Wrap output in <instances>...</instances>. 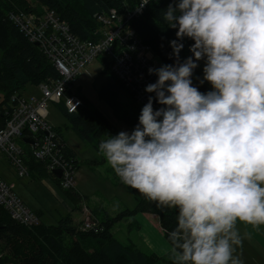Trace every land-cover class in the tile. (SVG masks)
I'll return each instance as SVG.
<instances>
[{
  "label": "clouds",
  "instance_id": "clouds-1",
  "mask_svg": "<svg viewBox=\"0 0 264 264\" xmlns=\"http://www.w3.org/2000/svg\"><path fill=\"white\" fill-rule=\"evenodd\" d=\"M159 17L173 62L148 68L137 123L98 151L122 184L176 211L171 264H244L238 225L264 228V0H169Z\"/></svg>",
  "mask_w": 264,
  "mask_h": 264
},
{
  "label": "trees",
  "instance_id": "trees-1",
  "mask_svg": "<svg viewBox=\"0 0 264 264\" xmlns=\"http://www.w3.org/2000/svg\"><path fill=\"white\" fill-rule=\"evenodd\" d=\"M168 2L169 0H157V3L146 6L142 14L131 20V26L140 40L159 57L162 63L173 62L169 59L171 48L168 42L175 38V32L166 28L159 17L160 10L165 8ZM136 4L137 0H32V2L0 0V128L7 119L8 114L5 113L10 110L11 95H20L27 85L37 86L60 77L53 62L38 45L30 42L13 22V14L33 12L39 15L49 9L67 25L69 32L77 39L95 41L98 38L97 32L102 26L97 19L99 15L108 14L110 9H115L121 15L133 9ZM189 43L191 41H185L181 57L190 55ZM102 63L109 71L104 59ZM198 70L199 68L196 70V75ZM209 88L208 84L200 86L202 91ZM69 94L70 91H67L66 95ZM98 95L111 107L118 119L127 123L131 129L134 127L137 123L136 116H130L129 113L122 111V108H126L119 105L118 95L111 87L101 86ZM81 100V105L73 113L66 111L61 100L60 110L68 122V127L98 151L100 140L106 139L108 133L115 134L118 131L102 113L90 108L84 97ZM55 131L59 134L56 129ZM65 152L67 157L73 158L77 167L78 161L73 157L72 150L67 146ZM30 168L34 171L37 169L39 173H31L30 179L36 180L48 176L42 163L32 162ZM55 183L57 184L56 181ZM127 189L132 193L136 205L134 209L126 210L125 213L129 215L147 213L157 216L163 238L170 245L167 232L176 225V211L161 209L137 190L129 186ZM74 190L63 191L73 203H78L80 198ZM39 214L37 213L40 217ZM122 215L123 213L115 217L105 215L104 218H97V228L80 231L70 215L60 217L55 224L40 220L37 226L26 227L15 222L7 211L0 207V264H171L170 252L168 256L159 255L154 250L141 249L131 240L119 242L111 228Z\"/></svg>",
  "mask_w": 264,
  "mask_h": 264
},
{
  "label": "built area",
  "instance_id": "built-area-1",
  "mask_svg": "<svg viewBox=\"0 0 264 264\" xmlns=\"http://www.w3.org/2000/svg\"><path fill=\"white\" fill-rule=\"evenodd\" d=\"M140 3L141 0H137L133 9L121 15L115 9H110L108 14L99 15L97 19L102 26L95 41L77 39L69 32L67 25L49 9L39 15L33 12L12 15V20L20 31L30 42L38 44L60 74L58 79H50L37 85L39 96L11 95L10 110L5 113L8 114L7 119L0 128V153L17 178H30L31 173L39 174L30 165L32 162L42 163L47 175L57 182L60 189L75 188L76 167L73 158L67 157V146L62 137L45 121L47 102L59 103L62 100L68 113L75 112L82 100L73 93L71 83L80 74V69L96 57L101 56L102 61L104 59L107 62L109 71L140 107L146 103L149 94L144 91V87L156 79L147 70L149 67H158L159 64L154 59L152 50L140 40L131 26V20L146 8L139 9ZM67 91H70L69 95H66ZM26 138L32 142H25ZM56 169L60 170V177L54 174ZM0 207L15 222L26 227L40 224L37 212L28 207L15 192L14 186L1 176ZM97 227L98 222L90 218H84L80 225L85 231Z\"/></svg>",
  "mask_w": 264,
  "mask_h": 264
},
{
  "label": "rangeland",
  "instance_id": "rangeland-1",
  "mask_svg": "<svg viewBox=\"0 0 264 264\" xmlns=\"http://www.w3.org/2000/svg\"><path fill=\"white\" fill-rule=\"evenodd\" d=\"M29 1L32 2V0ZM154 56L157 58L155 54ZM155 57L154 59L157 60ZM158 64L163 63L159 60ZM197 75H202L200 68ZM112 76L102 63L101 56H98L90 64L80 69V74L71 83V89L78 97H84L90 108L97 109L104 117L110 120L118 132L121 130H130V126L123 120L118 119L114 115L111 107L98 95L101 86L107 85L111 87L118 95L117 102L119 105L126 108H122V111L129 113L130 116H136L135 118L138 117L140 107L135 104L129 92L123 88L120 82ZM21 94L25 97L39 96L40 90L36 85H27ZM45 121L49 126L59 132L66 145L77 156L78 165L74 172L75 190L84 198L85 204L80 203V208L72 209L71 207L74 204L70 197L49 176L36 180L30 179L29 177L18 179L14 171L5 161L2 153H0V176L8 184L14 186L15 192L28 207L34 211L37 209L41 211L39 218L45 223L55 224L60 217L70 215L73 223L78 225V230L85 231L80 228L84 218L98 221V219L104 218L105 215L115 217L123 213L121 218L111 228L119 242H128L131 240L141 249L153 251L149 242L155 239L154 236L158 230L151 228L148 237L143 239L140 232L143 230V225L138 220L140 215L137 218L136 215L125 213L126 210L134 209L136 205L132 193H130L127 186L122 184L114 174L102 154L93 145L79 138L68 127V122L60 110L59 103L53 101L47 102V116ZM39 203H41L42 207H40ZM86 207L90 210L93 208L92 211L95 213ZM79 218L80 220L78 221ZM133 219L137 220L136 224L132 222ZM262 232L264 233V228L261 231L259 229L258 231L256 230L251 236H247V239L252 237L251 242L254 245L256 254L245 251L246 249L248 251V245L245 249L246 242L243 239V244L238 249L240 251L238 254L244 264H264V234ZM158 244L160 246L164 244L163 238L159 240ZM165 250L161 246L159 251L162 254L160 255L166 254L168 256L169 250Z\"/></svg>",
  "mask_w": 264,
  "mask_h": 264
},
{
  "label": "crops",
  "instance_id": "crops-1",
  "mask_svg": "<svg viewBox=\"0 0 264 264\" xmlns=\"http://www.w3.org/2000/svg\"><path fill=\"white\" fill-rule=\"evenodd\" d=\"M157 56V55H156ZM155 57V56H154ZM156 58V57H155ZM157 60V62L160 60L159 59V57L157 56V58H156ZM161 61V60H160ZM122 85V84H121ZM124 88V87H123ZM130 94V93H129ZM131 95V94H130ZM141 108V107H140ZM69 148V147H68ZM69 149H71V148H69ZM72 150V149H71ZM72 152H73V157L75 158V160H77V156H75L76 154L74 153V151L72 150ZM74 192H76V194L78 195L77 197L78 198H80V201L78 202V203H73L74 205L71 207L72 209H78V208H80V203H84V198L80 195V194H78L77 193V191L75 190ZM85 204V203H84ZM39 205H40V207H42L41 206V203H39ZM86 208H88V207H86ZM91 208V207H90ZM89 209V208H88ZM90 210V209H89ZM93 210V208H91V212H93V213H95L94 211H92ZM34 211V210H33ZM35 212H37L38 214L40 213L41 214V212H40V210H35ZM136 215V217L138 218V215H140V218L138 219L141 223H142V225H143V230H141L140 232H141V235H142V237H143V239H145L146 237H148V233H149V231L151 230V228L152 229H157L158 231H157V233H156V235L154 236V238L155 239H153V241H151V242H149L150 243V245H151V247H152V249L157 253V254H162V253H160V251H159V248L162 246V248L164 247V249H166L165 251H168V253L170 252V245L168 244V242H166L165 240H164V238H163V235H162V230H161V227H160V225H159V222H158V217L157 216H155V215H150V214H147V213H137V214H135ZM81 218V217H80ZM80 218L78 219V221L80 220ZM76 220V219H75ZM132 222H134L135 224L137 223V220L136 219H133L132 220ZM238 228H239V230H240V232H241V234L244 236V240H245V242H246V244H245V249H246V246L248 245V251H247V249L245 250L247 253H251V254H256V251H255V248H254V245L252 244V242H251V240H252V237H249L250 239H247V236L249 235V236H251V235H253V233H255V231L257 230L258 231V229H253V228H251V226H246V225H238ZM263 228H261V229H259V231H261ZM263 233V232H262ZM264 234V233H263ZM163 238V243L164 244H162L161 246L158 244V242H159V240L160 239H162ZM264 238V237H263ZM164 251V252H165ZM238 252H240L239 250H238Z\"/></svg>",
  "mask_w": 264,
  "mask_h": 264
},
{
  "label": "water",
  "instance_id": "water-1",
  "mask_svg": "<svg viewBox=\"0 0 264 264\" xmlns=\"http://www.w3.org/2000/svg\"><path fill=\"white\" fill-rule=\"evenodd\" d=\"M35 45H38L37 43H34ZM25 142H32V140L31 139H25L24 140ZM54 174L57 176V177H60V175H61V172H60V170H58V169H56L55 171H54Z\"/></svg>",
  "mask_w": 264,
  "mask_h": 264
}]
</instances>
